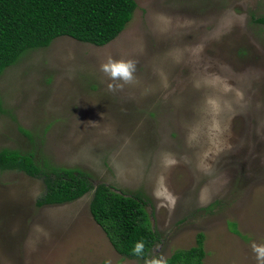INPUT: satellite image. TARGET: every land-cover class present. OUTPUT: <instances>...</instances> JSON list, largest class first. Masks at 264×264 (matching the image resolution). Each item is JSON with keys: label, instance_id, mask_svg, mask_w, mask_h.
Masks as SVG:
<instances>
[{"label": "rangeland", "instance_id": "1", "mask_svg": "<svg viewBox=\"0 0 264 264\" xmlns=\"http://www.w3.org/2000/svg\"><path fill=\"white\" fill-rule=\"evenodd\" d=\"M136 2L110 44L61 37L5 70L0 151L143 194L158 241L125 258L93 191L38 207L42 179L0 171V264H164L200 233L203 264H264V0ZM110 59L136 63L122 89L101 70Z\"/></svg>", "mask_w": 264, "mask_h": 264}, {"label": "trees", "instance_id": "2", "mask_svg": "<svg viewBox=\"0 0 264 264\" xmlns=\"http://www.w3.org/2000/svg\"><path fill=\"white\" fill-rule=\"evenodd\" d=\"M137 6L136 0H0V77L28 52L47 48L61 37L99 47L110 44L132 21ZM255 22L264 24V17ZM0 171L42 179L46 189L38 207L72 203L93 191L90 212L125 258L146 260L158 241L146 212L149 199L143 194L126 196L106 184L94 187L86 171L54 166L34 152L2 149ZM231 227L238 233L235 224ZM204 241L200 233L195 247L175 252L164 264H203ZM137 244L142 248L137 250Z\"/></svg>", "mask_w": 264, "mask_h": 264}, {"label": "clouds", "instance_id": "3", "mask_svg": "<svg viewBox=\"0 0 264 264\" xmlns=\"http://www.w3.org/2000/svg\"><path fill=\"white\" fill-rule=\"evenodd\" d=\"M101 70L114 81L108 86L110 90L122 89L125 84L131 83L135 79L136 63L132 60L112 61L110 59L107 63L101 65ZM142 246V244H137V250L142 248Z\"/></svg>", "mask_w": 264, "mask_h": 264}]
</instances>
